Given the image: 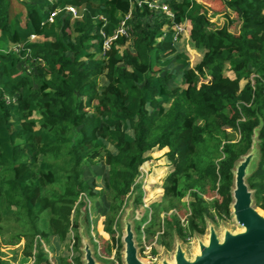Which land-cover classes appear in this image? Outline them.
<instances>
[{"label":"trees","instance_id":"obj_1","mask_svg":"<svg viewBox=\"0 0 264 264\" xmlns=\"http://www.w3.org/2000/svg\"><path fill=\"white\" fill-rule=\"evenodd\" d=\"M144 1L152 0H0V249L23 240L30 258L35 242L34 263L49 264L41 242L57 246L73 233L77 253L73 213L85 198L104 197L111 243H103L120 259L113 224L130 197L141 203L138 169L164 148L172 170L162 184L163 235L183 238L168 214L180 207L188 234H203L207 215L229 217L232 170L254 129L246 182L264 211V0H159L172 18ZM203 1L221 6L212 12L226 18L222 27L209 28ZM128 14V36L105 49ZM174 24L186 25L194 64L173 41ZM100 161L104 190L83 175ZM10 221L17 228L5 242Z\"/></svg>","mask_w":264,"mask_h":264},{"label":"rangeland","instance_id":"obj_2","mask_svg":"<svg viewBox=\"0 0 264 264\" xmlns=\"http://www.w3.org/2000/svg\"><path fill=\"white\" fill-rule=\"evenodd\" d=\"M201 1V0H200ZM204 5L208 7L207 18L209 19L210 26L209 28H220L226 22V18L223 14H214L212 11L219 10L221 6L219 4L210 5V3L203 1ZM231 28V31H235ZM180 49H184L185 47H190L187 44L186 39L181 41V44L177 45ZM189 50V49H188ZM189 62L194 64L197 60H199V53H195L192 50L188 52ZM230 75V73L228 74ZM104 78L100 79V84H104ZM244 82L241 83L243 85ZM167 152V148L161 150H152L150 151V155H148L151 161H148V164H142L146 173H143V176L138 178L136 184L139 186L142 194H141V203L139 205H133V197H130L127 201L126 207L123 209L122 214L119 219L113 224L114 240L118 243V239L122 237V218L125 214V211L130 207L131 204V218L130 220L133 222V229L135 232V241L139 252V257L150 264H155L152 262L151 258H148V254L152 257L159 258L162 255L169 256L174 248L175 238L174 236L170 241L169 238L163 235L162 230L164 228L161 227L162 218L164 216V212L162 211V207L166 205L162 196L163 189L162 184L165 178L168 176L170 171L172 170V165L165 157V153ZM106 167L102 161L98 162L91 167L83 168V175L86 180L91 182L92 180L95 182L96 190H104L105 179L107 177ZM143 171V170H142ZM206 200H211V194L206 195ZM190 200L189 196H186L182 199V202L188 203ZM85 205H81L76 208L73 213V217L77 220L78 225L81 227L83 233L88 238V241L92 247L94 257L97 262L100 264H113V259L116 260V247L112 250L111 254L107 251V245L103 243L106 241L110 245L111 237L108 236L103 231V221L105 216V208H106V200L104 197H99L94 200L92 199H84ZM255 205V204H254ZM263 211V210H262ZM176 213L180 222L181 227L183 228L184 236L183 238H178L183 248L191 253L194 250L195 238L194 235H189L186 223V218L189 216V211L180 207L179 209L171 210L168 214ZM264 212V211H263ZM150 217V221L147 223V220ZM206 220L211 222L217 231L221 232L224 227L229 229H236V224L233 219L228 218H218L207 215ZM155 221V225L151 227V231L153 235H150L146 232V229L150 222ZM9 227L7 229V233L4 234L3 240L5 242L9 239L10 235L13 234L17 226L14 222L10 221ZM158 224V225H157ZM206 233V228L204 229L203 234H198V237L204 238ZM73 233H71L70 238H68L66 243L56 244L51 242V247L41 242V248L43 253L46 255L49 264H60V260L63 258H68L71 261L70 264H74L72 259L75 256H79L80 261L82 258L81 252V242L79 243L78 252H74L73 250ZM103 239V240H102ZM169 242L170 246H165L162 242ZM3 243V242H2ZM23 246L24 241H16V244H2L0 249V264H36L34 263V254L36 253L35 242L32 249V257L24 258L23 257ZM115 251V252H114ZM121 251V250H120ZM149 252V253H148ZM115 254V256L113 255ZM119 257L121 260V253L119 252ZM118 259V258H117ZM82 264V262H81Z\"/></svg>","mask_w":264,"mask_h":264},{"label":"water","instance_id":"obj_3","mask_svg":"<svg viewBox=\"0 0 264 264\" xmlns=\"http://www.w3.org/2000/svg\"><path fill=\"white\" fill-rule=\"evenodd\" d=\"M257 143V130L254 129L250 149L240 157L232 170L229 215L236 229L224 227L219 232L211 222L205 220V236L200 238L194 234L193 252L188 253L175 238L171 254L160 256L155 264H264V212L254 205L253 190L246 182L257 159ZM129 206L122 218L121 264H150L139 257L133 222L130 220L132 205ZM78 233L82 264H100L80 226Z\"/></svg>","mask_w":264,"mask_h":264},{"label":"built area","instance_id":"obj_4","mask_svg":"<svg viewBox=\"0 0 264 264\" xmlns=\"http://www.w3.org/2000/svg\"><path fill=\"white\" fill-rule=\"evenodd\" d=\"M142 2H138V5H140ZM143 3L147 4V7L150 9V10H154V11H160V12H164L168 17L172 18V13L170 12L167 4L163 3V2H160L159 0H152V1H144ZM66 11L75 15V9L73 7H70V6H67L65 7ZM57 12H54L50 15L49 17V20L52 21V18L54 17V15L56 14ZM130 19V14L126 15L124 17V19L122 20V22L120 23V26L119 28L115 31L114 35L109 38L105 43H104V48L107 49L109 47V42L111 40H114L116 39L118 36H128V32L130 30L128 24H127V21ZM174 37H173V41L178 43L179 41L183 40V39H188V31H187V28H186V25L185 24H174ZM33 38V37H32ZM19 46H14L12 48V51L14 52H18L19 51ZM143 170V171H142ZM143 173H146L145 172V169L144 167L141 165L138 169V175H137V178L135 180V182L137 181L138 178L142 177L143 176ZM150 221V217L149 219L147 220V223ZM161 227L163 229V223L161 222ZM163 233V230L162 232ZM115 252V251H114ZM149 253V252H148ZM115 256V254H113ZM148 258H151L152 259V262H157V258L155 257H152L148 254ZM120 258V257H119ZM113 264H121V260L120 259H113Z\"/></svg>","mask_w":264,"mask_h":264},{"label":"crops","instance_id":"obj_5","mask_svg":"<svg viewBox=\"0 0 264 264\" xmlns=\"http://www.w3.org/2000/svg\"><path fill=\"white\" fill-rule=\"evenodd\" d=\"M190 50V49H189ZM193 51V50H192ZM194 52V51H193ZM150 155V153L148 154ZM148 161H151V159H148L146 162H144L143 164H145V166L148 164Z\"/></svg>","mask_w":264,"mask_h":264}]
</instances>
